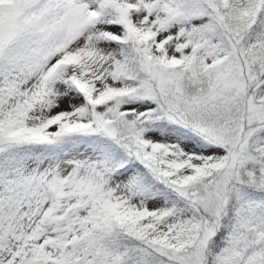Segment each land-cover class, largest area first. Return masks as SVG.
Returning <instances> with one entry per match:
<instances>
[{
    "label": "snow or ice",
    "instance_id": "obj_1",
    "mask_svg": "<svg viewBox=\"0 0 264 264\" xmlns=\"http://www.w3.org/2000/svg\"><path fill=\"white\" fill-rule=\"evenodd\" d=\"M0 264H264V0H0Z\"/></svg>",
    "mask_w": 264,
    "mask_h": 264
}]
</instances>
